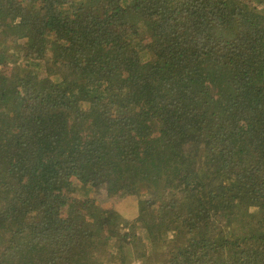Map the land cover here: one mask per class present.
Listing matches in <instances>:
<instances>
[{
	"label": "trees",
	"instance_id": "trees-1",
	"mask_svg": "<svg viewBox=\"0 0 264 264\" xmlns=\"http://www.w3.org/2000/svg\"><path fill=\"white\" fill-rule=\"evenodd\" d=\"M0 66V264H264V0H0Z\"/></svg>",
	"mask_w": 264,
	"mask_h": 264
},
{
	"label": "rangeland",
	"instance_id": "rangeland-1",
	"mask_svg": "<svg viewBox=\"0 0 264 264\" xmlns=\"http://www.w3.org/2000/svg\"><path fill=\"white\" fill-rule=\"evenodd\" d=\"M12 42L13 39L10 38ZM0 72H3L7 76L11 72V69H7V67L0 66ZM85 189L79 188V191L75 195H72L74 198L77 199H87L88 197L92 196L95 199L96 203L103 209H113L117 211L121 217L126 221H133L139 216L138 212V198L136 196H113L109 195L104 190H99L98 192H94L90 196H85ZM160 239L159 237H156Z\"/></svg>",
	"mask_w": 264,
	"mask_h": 264
}]
</instances>
